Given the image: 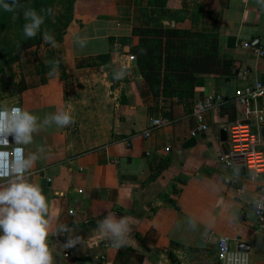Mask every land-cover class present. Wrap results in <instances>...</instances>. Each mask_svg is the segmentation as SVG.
Segmentation results:
<instances>
[{"label": "crops", "instance_id": "0c3cea01", "mask_svg": "<svg viewBox=\"0 0 264 264\" xmlns=\"http://www.w3.org/2000/svg\"><path fill=\"white\" fill-rule=\"evenodd\" d=\"M169 1L165 11L171 20L163 24L216 35L215 68L226 60L232 63L224 74L200 75L191 99L153 97L135 59L128 58V46L122 47L128 54L120 56L123 61L117 59L116 49L110 51L109 37H131L132 28L140 27L129 14L122 22L89 18L62 43L44 51L45 78L26 79L24 92L33 97L27 98L25 110L39 120L57 110L75 119L66 128L53 125L35 134L34 143L25 149L46 148V158L35 164L27 179L49 202L48 243L55 264H220L219 237L228 238L236 251L238 244H246L249 264H264V227L255 220L250 203L264 183V173L252 181L240 167L239 178L233 179L231 169L218 161L228 148L227 130L243 123L236 97L247 86L264 84V56L253 51L264 48V0H191L182 19L172 15L175 0ZM76 37L84 40V47ZM137 43L133 37L132 44ZM103 56H109L114 71L124 63L129 71L115 82L107 79L104 69H94L95 63L88 72L87 61ZM54 65L57 74L50 77ZM66 76L92 83L93 98L64 94L62 99ZM213 95H221L231 107L227 103L208 111V130L192 137L193 103ZM47 96L53 101L45 102ZM152 119L169 125L144 138ZM109 211L117 218H134L127 247L115 249L100 237L96 221ZM61 226L70 233H60ZM70 234L81 237V243L62 249Z\"/></svg>", "mask_w": 264, "mask_h": 264}, {"label": "clouds", "instance_id": "9594fccd", "mask_svg": "<svg viewBox=\"0 0 264 264\" xmlns=\"http://www.w3.org/2000/svg\"><path fill=\"white\" fill-rule=\"evenodd\" d=\"M20 0H0V8L13 12ZM23 35L33 39L40 32L44 18L36 10L28 8L23 12ZM42 40L56 47L55 38L45 32ZM76 43L82 48L84 40L76 37ZM58 65L49 72L50 77L57 74ZM130 65L120 64L113 73L116 80L122 79ZM75 124L70 112L57 110L47 114L43 120L19 106H0V264H55L54 254L48 243L50 221L49 202L41 188L28 181L27 176L35 164L46 158V148L38 146L35 151L25 149L34 143V135L55 125L66 128ZM11 137V142L10 138ZM253 181L258 178L253 175ZM252 207L257 214L264 212V194L251 198ZM132 217L117 218L113 212L96 221L101 238L110 242L115 249L127 247L133 224ZM195 227V223L190 221ZM59 232L70 229L61 226ZM81 243V237L69 235L64 248ZM239 264H246V260Z\"/></svg>", "mask_w": 264, "mask_h": 264}, {"label": "trees", "instance_id": "16d2710c", "mask_svg": "<svg viewBox=\"0 0 264 264\" xmlns=\"http://www.w3.org/2000/svg\"><path fill=\"white\" fill-rule=\"evenodd\" d=\"M167 1L148 0V5L160 12L164 10ZM73 2L74 0H20L13 12L0 8V92L7 90L11 91V95H18L25 91L22 80L14 81L12 65L27 50L38 48L43 43L42 36L45 32L52 35L56 42L63 41L65 24L58 16L64 12L72 13ZM87 2L92 3L89 0ZM28 8L36 10L44 18L40 32L33 39H26L23 35L26 22L23 12ZM52 11H57V15L52 14ZM68 18L71 19V14ZM12 33L15 34V39L10 40ZM133 37L138 38L136 45L132 44ZM108 40L110 51L113 41L129 47L128 54L135 58L139 74L153 97L187 101L193 97L195 83L200 75L224 74L232 64L226 60L222 68H215L219 49L216 35L170 27V24L165 25L163 21L133 27L131 37H109ZM227 103L231 107L227 100L223 106Z\"/></svg>", "mask_w": 264, "mask_h": 264}, {"label": "rangeland", "instance_id": "374dc122", "mask_svg": "<svg viewBox=\"0 0 264 264\" xmlns=\"http://www.w3.org/2000/svg\"><path fill=\"white\" fill-rule=\"evenodd\" d=\"M87 1L88 0H74L73 5L71 7L72 13L64 12L63 14H59L58 18L60 17L62 22L65 24V33L62 37L63 41L67 38V33H71V31H74L79 27L83 26L86 20H88L89 18L92 19L94 16H99L105 19H113L122 22L126 20L127 15L129 14V16L133 17L134 22L140 23V25L138 26H143L149 23L154 24L165 19L171 20L169 12L167 13L165 11L167 8H169V6L171 7V5L169 4V0L165 4L166 8L164 7V10L160 12H156L152 7H150L148 5V0H89L92 1V3H89ZM190 2L191 0L173 1L172 8L175 9V14L172 15L175 16L177 19L184 18V11L186 10V7ZM52 12V14L57 15V11ZM70 14L71 19L68 18ZM14 35V33L10 34L9 39H15ZM62 42H56V44H60ZM115 44V41H113L111 43V48L113 49V51L115 49L117 50L116 52L118 55V60H120V56L128 55L124 52L122 48L123 46H116ZM50 47H52L50 44L46 45V43H44L43 41V43L38 48H31L27 50L24 55L20 57V60L12 65L14 81L18 82L22 80L27 89L26 79L29 76L35 75L36 77H38V79H40V76L45 78V73H42V54L45 50ZM93 63H95L94 69H104L109 74L107 79H111L113 82H115V79L113 78V73L115 71L114 69H112V64L110 63L109 57L103 56L97 57L94 60H88L86 63L87 66H89L88 72H93ZM62 77L63 75L60 78ZM7 79L8 76L6 77V80ZM64 81L65 84H67L68 88H65V91L64 89L62 90V99L64 98V94L69 98H79L85 100H90L91 98H93L92 83H86L84 85L83 82H80L77 78L70 76H66L64 78ZM54 92H58V90H54ZM105 93L106 92H103L102 95H105ZM42 94L43 93H41L39 97H41ZM31 97L33 96H27L26 92H23L18 95H11V91L5 90L3 92H0V106H19L24 109V107H26L28 99ZM49 101L53 100H49V97L47 96L45 102ZM85 105L88 106V108L90 106L87 104Z\"/></svg>", "mask_w": 264, "mask_h": 264}, {"label": "built area", "instance_id": "2783aa9c", "mask_svg": "<svg viewBox=\"0 0 264 264\" xmlns=\"http://www.w3.org/2000/svg\"><path fill=\"white\" fill-rule=\"evenodd\" d=\"M248 47V45H247ZM258 56H264V48L253 49ZM129 59H135L129 56ZM264 84L255 83L247 86L238 94L235 101L242 107L241 125L232 126L227 130L228 148L225 154L221 155L218 161L226 168L231 169L233 179L240 176L239 168L242 167L248 173L249 180L255 175L257 178L264 173V137L261 130L264 128ZM226 103L221 95H213L193 103L191 116L196 126L190 131L192 137L199 132L208 130L205 123V114ZM169 125V121L163 119H152L150 126L143 131V137L148 138L157 128ZM11 142V137L9 138ZM166 151L169 148H165ZM258 180V179H257ZM253 181V180H252ZM256 181V180H255ZM264 194V183L258 185L255 195ZM253 216L257 223L264 227V212L257 214L252 207ZM208 239L211 236L208 235ZM108 245L111 246L110 243ZM216 256L220 264H239L246 260L249 264V257L246 253L233 250L229 239L219 237L216 241Z\"/></svg>", "mask_w": 264, "mask_h": 264}, {"label": "water", "instance_id": "95a60500", "mask_svg": "<svg viewBox=\"0 0 264 264\" xmlns=\"http://www.w3.org/2000/svg\"><path fill=\"white\" fill-rule=\"evenodd\" d=\"M164 24H165V25H168V22H165ZM252 47H253V48H257L256 40H253V41H252ZM125 51H126V52H129V48L126 47V48H125ZM261 134H262V136L264 137V128L262 129ZM237 251H239V252H243V253H247V252L249 251V246H247L246 244H242V243H240V244L237 245Z\"/></svg>", "mask_w": 264, "mask_h": 264}]
</instances>
